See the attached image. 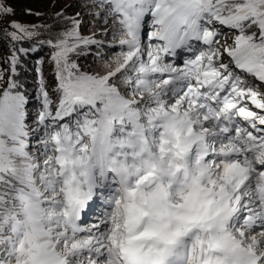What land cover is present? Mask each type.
<instances>
[{
	"label": "snow or ice",
	"instance_id": "obj_1",
	"mask_svg": "<svg viewBox=\"0 0 264 264\" xmlns=\"http://www.w3.org/2000/svg\"><path fill=\"white\" fill-rule=\"evenodd\" d=\"M68 7L0 0V264H264V0Z\"/></svg>",
	"mask_w": 264,
	"mask_h": 264
},
{
	"label": "trees",
	"instance_id": "obj_2",
	"mask_svg": "<svg viewBox=\"0 0 264 264\" xmlns=\"http://www.w3.org/2000/svg\"><path fill=\"white\" fill-rule=\"evenodd\" d=\"M11 3L16 8L17 19L21 20L24 23H40V20L37 19L34 15H27L26 9H31L33 12L39 11L45 13V19H47L48 15L54 10L59 11L61 9H64L69 14H72L78 10L74 7H68L69 5L75 4L76 0H11ZM53 3L56 4L55 9L52 8ZM2 26V23H0V27ZM6 54V49L3 45H0V58L4 57ZM44 56L45 54L41 53L40 56H35L33 59L28 61V66L25 69V74L29 85L33 83V77L35 76V67L37 65V62L40 61Z\"/></svg>",
	"mask_w": 264,
	"mask_h": 264
},
{
	"label": "rangeland",
	"instance_id": "obj_3",
	"mask_svg": "<svg viewBox=\"0 0 264 264\" xmlns=\"http://www.w3.org/2000/svg\"><path fill=\"white\" fill-rule=\"evenodd\" d=\"M90 23H91V22H90ZM83 32H84L85 35H88V34H90L91 29H90V28H84V29H83Z\"/></svg>",
	"mask_w": 264,
	"mask_h": 264
}]
</instances>
